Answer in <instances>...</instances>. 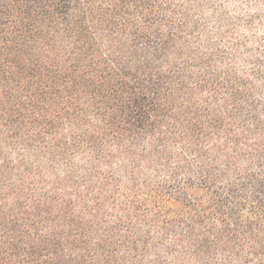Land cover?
<instances>
[{"label": "clouds", "instance_id": "obj_1", "mask_svg": "<svg viewBox=\"0 0 264 264\" xmlns=\"http://www.w3.org/2000/svg\"><path fill=\"white\" fill-rule=\"evenodd\" d=\"M239 7L40 0L0 89L9 264L56 239L85 241L82 264H264V29L235 30Z\"/></svg>", "mask_w": 264, "mask_h": 264}, {"label": "trees", "instance_id": "obj_2", "mask_svg": "<svg viewBox=\"0 0 264 264\" xmlns=\"http://www.w3.org/2000/svg\"><path fill=\"white\" fill-rule=\"evenodd\" d=\"M224 3L243 5V7L231 9L232 12L236 13L235 16L230 17V22L233 23L235 30L244 29L255 33L257 30L264 29V0H224ZM39 4L40 0H0V57L8 54L0 63V89H7L10 80L18 85L19 78L24 75L25 65L22 61L23 56L26 55L25 45L32 38V29L36 21ZM252 9L255 11L253 12ZM222 15L227 16L228 10L225 9ZM240 34L243 36L242 32ZM248 39L245 36L244 39L238 40L234 46L236 48L243 47L245 53H252L254 50L260 52L258 47L255 49L247 47ZM256 42L264 44V37H260ZM9 63L16 65V73H12L11 69L6 66ZM255 63L264 64V61L257 59ZM28 75H32V72H28ZM0 95L3 96L4 101L11 100L7 90L0 92ZM141 103L142 98L135 101V107L139 109L135 115L143 122L146 114L140 107ZM129 114L131 115V109H129ZM13 227L15 228V224ZM85 243L83 240L62 241L56 239L50 241L47 247L31 245L27 252V264H39L41 257L47 254L55 259L43 261V264H82V258L77 260L71 253L84 247ZM66 247L69 249L67 253L64 251ZM24 251L15 243L10 244L8 248L0 246V264H9L13 256H19Z\"/></svg>", "mask_w": 264, "mask_h": 264}]
</instances>
